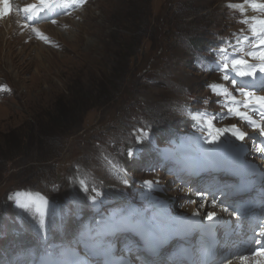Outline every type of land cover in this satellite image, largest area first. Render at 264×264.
Returning <instances> with one entry per match:
<instances>
[{
  "label": "rangeland",
  "instance_id": "rangeland-1",
  "mask_svg": "<svg viewBox=\"0 0 264 264\" xmlns=\"http://www.w3.org/2000/svg\"><path fill=\"white\" fill-rule=\"evenodd\" d=\"M232 2L238 0H89L78 13L46 20L47 28L35 37L43 39L32 42L15 31L13 19L5 18L0 25V242L11 241L21 232L11 246L3 245L13 252L8 263L0 257V264L58 263L49 261L56 255L50 249L58 252L71 244L76 232L61 230L75 224L79 235L90 232L94 212L81 202L85 189L76 188L84 187L87 176L107 178L115 169L102 159L104 149L111 150L115 161L123 145L136 154L138 147L129 142L138 134L128 132V125L132 130H153L161 150L170 154L177 149L176 140L193 143L202 127L209 128L207 122L222 123L223 105L215 101L221 92L215 86L225 80L215 62L219 70L225 64L233 68L228 54L236 59L245 41L239 34L241 14L231 9ZM237 5L233 9L238 10ZM33 28L30 24L32 33ZM218 30L223 40L215 61L212 57V69L205 70L198 62L193 68L190 59L208 64L205 54L211 55L213 48L205 43L220 35ZM227 73L232 77V72ZM186 89L192 104L173 105ZM171 108L175 114L170 116ZM163 114L175 120H164ZM180 118L190 124L196 121L199 127L177 128ZM243 155V162L254 156L245 151ZM153 158L154 154L142 163L128 158L120 163L149 177L153 172L145 165ZM179 159L186 165L189 156L181 153ZM160 173L162 181L181 187L180 194L185 195L188 180L172 184L175 176L166 170ZM12 189L18 196L15 203ZM32 238L46 248L41 254L32 253L30 243H25ZM71 254L76 263L83 257Z\"/></svg>",
  "mask_w": 264,
  "mask_h": 264
},
{
  "label": "bare ground",
  "instance_id": "bare-ground-1",
  "mask_svg": "<svg viewBox=\"0 0 264 264\" xmlns=\"http://www.w3.org/2000/svg\"><path fill=\"white\" fill-rule=\"evenodd\" d=\"M3 1L4 0H0V5H2ZM237 8H239L241 11L245 12V8H244L243 4L237 5ZM8 21H10V19H8ZM259 107L261 108L264 106L259 105ZM226 131L227 130L224 129L222 136H223L225 143H228L230 141V135ZM213 137H214V134H213V136L210 137V139H209L210 142L207 144L208 146L206 145L205 147H203V153H206L209 151V149L211 147V140L213 139ZM237 151L239 152V150H237ZM219 156L224 157L226 162H228L230 159L237 161V162H243V160H244L243 155H227L225 153H222L220 155H214L213 159H215ZM235 171H236V168H231L227 172H222V175L227 176L230 173H235ZM244 171H246L248 173L253 172V167L247 166L246 168H244ZM236 173H237L238 178L240 179L239 173L238 172H236ZM232 180H233V178H232ZM233 181H235V180H233ZM237 182H238V180L236 182H234V185H236ZM199 188L200 187L195 188L196 190L194 191V199H195V203H196L197 207L201 208L202 210L209 211V213L217 212V210L213 209V206L215 205V202H213V196L216 197L218 195V193H215V194L212 193L211 194V192H207V191H206L207 192L206 193L203 190H201L202 187L200 189ZM209 195H211V196H209ZM141 249H142V247H141ZM80 258L84 259L85 257H80ZM74 263L77 264L76 261H74Z\"/></svg>",
  "mask_w": 264,
  "mask_h": 264
},
{
  "label": "trees",
  "instance_id": "trees-1",
  "mask_svg": "<svg viewBox=\"0 0 264 264\" xmlns=\"http://www.w3.org/2000/svg\"><path fill=\"white\" fill-rule=\"evenodd\" d=\"M197 40V42L199 41V40H201L200 38H197L196 39ZM202 41V40H201ZM119 75V74H118ZM164 120H166L167 118H169V116L168 115H165V114H163L162 116H161ZM81 262V261H80Z\"/></svg>",
  "mask_w": 264,
  "mask_h": 264
}]
</instances>
